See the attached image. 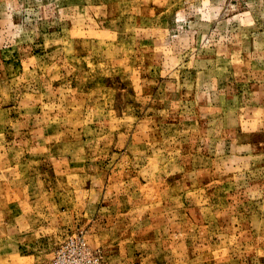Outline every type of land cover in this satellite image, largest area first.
Returning <instances> with one entry per match:
<instances>
[{
  "label": "rangeland",
  "instance_id": "1",
  "mask_svg": "<svg viewBox=\"0 0 264 264\" xmlns=\"http://www.w3.org/2000/svg\"><path fill=\"white\" fill-rule=\"evenodd\" d=\"M264 264V0H0V264Z\"/></svg>",
  "mask_w": 264,
  "mask_h": 264
},
{
  "label": "built area",
  "instance_id": "2",
  "mask_svg": "<svg viewBox=\"0 0 264 264\" xmlns=\"http://www.w3.org/2000/svg\"><path fill=\"white\" fill-rule=\"evenodd\" d=\"M56 264H58V261H56Z\"/></svg>",
  "mask_w": 264,
  "mask_h": 264
}]
</instances>
